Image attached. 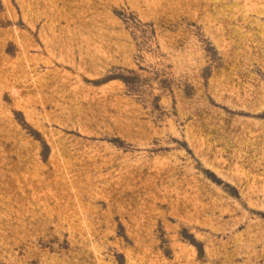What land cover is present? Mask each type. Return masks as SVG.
<instances>
[{"label": "rangeland", "instance_id": "obj_1", "mask_svg": "<svg viewBox=\"0 0 264 264\" xmlns=\"http://www.w3.org/2000/svg\"><path fill=\"white\" fill-rule=\"evenodd\" d=\"M0 264H264V0H0Z\"/></svg>", "mask_w": 264, "mask_h": 264}]
</instances>
